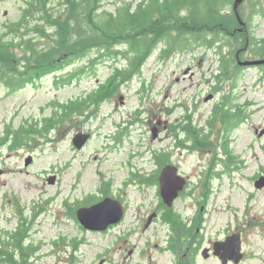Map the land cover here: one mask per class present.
I'll return each mask as SVG.
<instances>
[{
	"label": "rangeland",
	"instance_id": "obj_1",
	"mask_svg": "<svg viewBox=\"0 0 264 264\" xmlns=\"http://www.w3.org/2000/svg\"><path fill=\"white\" fill-rule=\"evenodd\" d=\"M25 1L0 0V36L8 31L5 25L18 21ZM123 1L140 0H106L104 7ZM256 1L260 8L254 13ZM51 7L54 12L58 0H51ZM224 10L223 19L231 25V5ZM238 14L245 23L241 27L236 21L240 34L264 38V0H244ZM47 32L27 37L35 39L39 48L32 56L45 58L43 65L52 54ZM3 40L15 42L10 36ZM228 41L240 62L259 59L244 48L243 36ZM42 44H47L44 50ZM160 48L138 76L88 109V117L54 121L48 131L43 120L53 118L54 104L93 91L110 77L113 62L89 69L96 55L91 51L60 72V82L52 72L19 88L6 85L1 74L7 71L0 68V240L10 251L22 243L34 255L29 264H220L212 247L233 234L240 235L244 256L239 264H264V186L255 187L264 179V66L236 64L237 70L217 82L213 51L200 48L163 60ZM76 72L82 73L64 83ZM21 73L5 77L19 84L29 78ZM217 107L223 116L226 110L242 111L231 132L226 133L227 120L216 114ZM188 122L203 135L197 142L182 131ZM21 128L30 136L21 134L19 143H11L7 136ZM79 132L91 133L81 149L73 146ZM163 157L162 165L176 167L187 186L172 211L158 196L163 169L156 158ZM130 168L138 171L134 178ZM111 196L127 202L122 223L107 232L84 229L76 210Z\"/></svg>",
	"mask_w": 264,
	"mask_h": 264
},
{
	"label": "trees",
	"instance_id": "obj_2",
	"mask_svg": "<svg viewBox=\"0 0 264 264\" xmlns=\"http://www.w3.org/2000/svg\"><path fill=\"white\" fill-rule=\"evenodd\" d=\"M105 1L58 0V8L53 12L51 0H26L18 21L13 24L17 31L13 32L10 28L0 36V68L7 71L1 74V79L9 88H19L30 78L46 73L58 72L59 75L68 65L85 59L91 51L96 55L88 62L89 69L104 61L113 62L110 77L93 91L75 101L54 104L53 118L43 120L46 131L54 121L62 123L75 115L88 117V109L97 108L96 106L112 98L121 85L138 76L148 58L159 47V57L163 60L169 59L173 54L193 53L200 48L213 51L218 62L215 71L217 82L220 77L228 76L231 69L237 70V52L229 48L232 42L228 39L243 36L245 47L246 36L238 33L232 13L227 14L234 21L231 25L225 22L222 14L224 7L232 6L234 0L123 1L111 9L104 7ZM252 8L257 13L259 2L256 1ZM30 21L32 23L28 28ZM44 32L49 34L47 39L51 46L48 51L52 54H49L48 63L43 65L45 58L32 56L35 53L33 48H39L35 47V39L27 37H43ZM248 35L247 51L252 56L264 59V38L255 40L251 34ZM5 36L12 37L15 42L4 41ZM216 39H220L221 44ZM46 45L42 44L41 48L44 50ZM16 50L21 51V55L16 56ZM119 59L125 64H116ZM20 71L23 77L29 78H23L19 84L13 83L16 79L8 77H17ZM80 74H71L64 83H69L75 76L78 78ZM60 76L61 74L56 79L57 82H60ZM220 108L215 109H218L216 114L220 113L223 120L226 118V133H229L235 128L234 125L241 122L242 111L239 108L236 111L226 110V116H223ZM34 127L35 125L32 129ZM182 131L197 142L200 133H196L190 122ZM21 134L30 136L27 130L17 129L10 136L11 143L13 139L15 144L19 143ZM163 163V159H160L158 165L162 167ZM174 216L170 214V218ZM181 232L186 234L183 229ZM6 234L12 235L8 232ZM2 243L0 240V264L32 262L34 255L32 257V254L23 249L22 243L14 246L11 251L9 245L5 247Z\"/></svg>",
	"mask_w": 264,
	"mask_h": 264
},
{
	"label": "water",
	"instance_id": "obj_3",
	"mask_svg": "<svg viewBox=\"0 0 264 264\" xmlns=\"http://www.w3.org/2000/svg\"><path fill=\"white\" fill-rule=\"evenodd\" d=\"M243 0H235L233 3V12L241 26L245 24L241 21L238 14V5ZM241 66H260L264 65V60L256 61H238ZM88 135H76L73 138V146L81 149L84 143L88 140ZM160 195L167 206H170L172 201L177 198L180 191H182L185 181L178 177L175 167L167 166L161 172L160 178ZM264 185V179H260L255 183L256 187ZM123 215L122 206L118 201L112 199H104L102 202L93 205L89 208H83L76 212V218L79 223L87 230L95 232H103L110 225L120 221ZM206 256V250H205ZM213 254L218 257L221 264H238L243 255L241 253L240 235L233 234L225 239L224 242H217L213 246Z\"/></svg>",
	"mask_w": 264,
	"mask_h": 264
},
{
	"label": "flooded vegetation",
	"instance_id": "obj_4",
	"mask_svg": "<svg viewBox=\"0 0 264 264\" xmlns=\"http://www.w3.org/2000/svg\"><path fill=\"white\" fill-rule=\"evenodd\" d=\"M82 133H84V134H90V136H91V133H85V132H82ZM156 163H157V160H156ZM163 166V165H162ZM157 167H159V165L157 164ZM164 167V166H163ZM163 167H161V168H163ZM130 172H131V174H132V177L134 178L135 176H136V173L138 172L136 169H133V168H130V170H129ZM161 173V172H160ZM153 177H155V176H153ZM159 178H160V175H159ZM159 178H158V185H159ZM137 179L135 178V179H132L131 178V182L134 184V185H137V186H139V185H141L139 182V180H137L138 181V183L137 182H135ZM185 189H187V186L186 187H184V190ZM184 190L179 194V196L177 197V199L178 198H181V196H182V194H183V192H184ZM158 192H159V187H158ZM159 198H161L160 197V192H159ZM157 196V197H158ZM117 197V196H116ZM104 198H110V197H104ZM111 198L112 199H114L113 198V196H111ZM121 198V196L119 197V199ZM116 199V198H115ZM176 199V200H177ZM175 200V201H176ZM120 201V200H119ZM174 201V202H175ZM100 202V201H99ZM121 202V201H120ZM121 204H122V206H123V209H124V211H125V213H127V202L126 201H123V202H121ZM160 204L162 205V207L166 210V208H168V207H166L165 205H164V203L162 202V200H160ZM174 204V203H173ZM88 207V206H87ZM80 208H83V207H79L78 209H80ZM173 208V207H172ZM172 208H168L167 210H171ZM172 211V210H171ZM155 215H156V213H153L152 214V216H150L149 218H148V222H147V226H149L150 224H152V220H153V218L155 217ZM122 220H124V219H121V221L117 224V225H119L120 223H122ZM117 225H115V226H111V227H109V229L107 230V231H109V230H111V229H113L114 227H116ZM106 231V232H107Z\"/></svg>",
	"mask_w": 264,
	"mask_h": 264
}]
</instances>
